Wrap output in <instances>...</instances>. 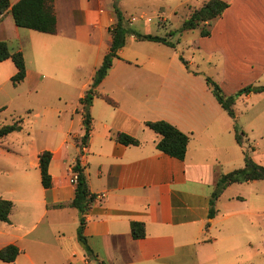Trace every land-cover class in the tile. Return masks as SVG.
Returning a JSON list of instances; mask_svg holds the SVG:
<instances>
[{
    "label": "crops",
    "instance_id": "1",
    "mask_svg": "<svg viewBox=\"0 0 264 264\" xmlns=\"http://www.w3.org/2000/svg\"><path fill=\"white\" fill-rule=\"evenodd\" d=\"M19 1L9 0V9L0 16V41L23 53L27 74L14 86L15 64L11 59L0 63V113L21 98L20 87L71 92L62 105L42 106L45 125L56 124L57 130L48 126L49 133L40 146L25 144L16 152L21 157L16 174L12 169L4 174L10 180L9 192L14 197L9 199L14 206L10 222L0 220L7 225L0 230V237L8 239L0 249L14 244L23 252L14 263L0 260L2 264H241L244 259H234L233 251L242 244L241 232L254 228L251 223L234 227L235 222L243 224L247 214L240 207L234 209V203H244L245 199L240 194L226 195L235 185L259 181L228 186L216 201L215 216L210 217L213 191L219 176L229 173L223 172L222 166L236 157L235 145L244 160L247 134L241 130L245 143L239 145L235 137L237 113L235 119L230 117L208 88L204 75L191 67L199 75L186 69L193 82L182 83L175 82L171 69L155 63L154 57L152 66L137 65V57L125 52L129 43L137 42L131 36L96 89L116 106L94 97L91 132L87 143L79 146L77 140L85 133L80 99L91 88L95 72L109 52L110 29L116 21L114 6L108 3L106 8L103 0H53L57 33L45 34L15 24L11 9ZM186 1L201 2L193 7L197 9L209 0ZM227 1L228 9L212 22L211 35L204 38L213 41L212 53L225 60L229 79L239 83L229 92L218 79L225 95L230 96L247 86H264V0ZM72 50L85 53L79 56ZM256 90L239 99L250 100L257 94L264 97V92ZM158 120L190 136L184 160L157 149L161 137L145 123ZM119 133L136 138L140 145L119 143ZM43 151L53 154L50 189L41 183L39 154ZM12 154L11 149L0 150L2 156ZM78 158L85 167L90 192L97 195L85 215L88 249L78 240L79 212L71 207L76 186L70 180L76 174L73 166ZM252 158L264 166L262 158ZM253 190L256 206L245 208L263 216L264 195ZM18 204L28 213L14 221ZM222 210L225 215L220 218ZM221 219L227 222L223 236L207 238L212 225ZM132 222L144 224L143 238H133ZM218 244L226 254L216 253Z\"/></svg>",
    "mask_w": 264,
    "mask_h": 264
},
{
    "label": "rangeland",
    "instance_id": "2",
    "mask_svg": "<svg viewBox=\"0 0 264 264\" xmlns=\"http://www.w3.org/2000/svg\"><path fill=\"white\" fill-rule=\"evenodd\" d=\"M104 6L107 8L108 3L113 4L117 1V6L122 12L124 18L130 22V28L136 32L147 35H155L160 37H167L176 43L175 48L167 47L161 44L138 41L129 43L125 52H128L130 57H137L139 66H152L151 57L157 64L167 65L174 75L175 82L190 83L193 82L188 71L180 60L182 56L186 59L191 69H194L202 75L209 76L214 80L221 81L226 87L227 91H233L238 82L230 80V73H227L226 62L219 58L218 53H212L214 48L213 41L206 40L200 35L201 29H196L189 32H181V28L185 20H187L194 8L200 5L201 2L188 3L186 0H103ZM193 5V6H191ZM137 21L132 22V19ZM205 28L211 29L208 25ZM170 33H173L170 36ZM132 35L128 36L131 37ZM127 37V38H128ZM210 39V38H209ZM131 40H129L130 42ZM28 52L31 50V45H28ZM81 51V52H80ZM72 50L79 56L84 50ZM69 52V51H67ZM202 78V77H201ZM203 80V79H202ZM21 92L19 99L13 101L5 111L0 113V127L7 124H12L15 119L20 117L23 119L22 131L13 133L6 141L0 143V150L11 149L13 154L11 156L0 155V196L5 199L14 197L9 192L10 180L6 179L5 173H9L12 169L13 174H16V168L20 164V154H16L22 149L25 144L33 142L36 145H41L43 139L46 138L50 124L45 125L43 121V109L45 104H64L67 100V95L70 90H57V88H47L46 90L29 91L26 87H20ZM61 97V100H60ZM264 97L260 94L254 95L250 100L239 99L236 102L237 113V127L247 134L246 146L250 150L251 157L255 156L258 159L262 158L264 161ZM28 111H31L30 114ZM17 121V120H16ZM46 127V128H45ZM52 131L57 130V125L50 126ZM234 140V137H232ZM235 144V143H234ZM236 157L228 160L222 166L223 172H231L235 169L241 168L244 165L243 155L238 145H235ZM6 171V172H5ZM259 191L264 195V181H259L254 185H235L232 190L227 193L230 195H243L245 202H235L236 208H242L247 214L242 222H235L234 227L244 226L245 224H252L253 230L240 234L242 244L233 251L234 259L241 257L244 261L241 264H264V215L257 216L252 209L247 210V206H256V198L254 192ZM10 200V199H9ZM239 210V209H238ZM28 210L22 205L18 204L14 211L13 220L18 221L25 218ZM224 210L220 218H223ZM256 213V212H255ZM227 222L221 219L218 223L212 225L208 237L217 235L219 239L223 236V230ZM7 225L0 221V230ZM233 226V225H231ZM246 227V226H244ZM250 228V227H249ZM40 233V229L35 235ZM212 235V236H210ZM220 235V236H219ZM7 238L0 237V244L7 241ZM250 241V244H247ZM216 253L219 256L226 254L218 244L215 247ZM56 260V258L51 257ZM246 261V262H245ZM0 264L2 262L0 261Z\"/></svg>",
    "mask_w": 264,
    "mask_h": 264
},
{
    "label": "trees",
    "instance_id": "3",
    "mask_svg": "<svg viewBox=\"0 0 264 264\" xmlns=\"http://www.w3.org/2000/svg\"><path fill=\"white\" fill-rule=\"evenodd\" d=\"M10 7L9 0H0V16H2ZM229 2L227 0H209L201 7L194 9L190 17L185 20L182 25L181 32H189L196 29H201L200 35L202 37H209L211 29L205 28V25L212 26V22L223 15L228 9ZM114 11L116 21L110 33L112 35V42L109 52L104 57L102 64L96 70L91 84V88L87 91L84 98L80 99V104L83 109V126L85 133L80 140H77L79 146H84L89 138L91 132L92 117L90 114V107L95 96L102 97L109 104L116 106V103L106 95H100L96 92L97 87L107 76L109 70L113 66L115 59L119 58L118 52L126 45L127 37L132 35L138 41H149L160 43L171 48L176 47V43L167 37H160L155 35H147L134 32L129 23L123 16L122 12L117 6V1L114 2ZM14 22L18 27L31 29L45 34L57 33V16L54 9L53 0H20L11 9ZM173 33H170L172 36ZM11 59L17 68L16 74L12 77L14 86L22 83L27 74L26 62L21 51H13L7 42L0 41V63ZM181 62L185 68L195 74L199 73L190 69L189 63L182 56ZM204 80L214 95L217 102L233 119L236 118L235 105L237 100L245 95L253 92L252 86H247L240 89L233 95L227 96L223 92L220 84L209 76L204 75ZM256 92H264V86L259 87ZM2 109H0L1 111ZM23 119L19 118L12 124L3 125L0 127V140L9 136L12 133L20 132L22 130ZM145 125L160 135L161 139L157 142V149L171 157L179 160H184L187 154L190 136L180 131L173 124L164 121H147ZM235 137L239 145L243 146L245 143V133L235 127ZM117 141L124 145H140V141L136 138L119 133L116 137ZM244 167L236 169L227 174L219 176L215 189L211 198L210 217L213 218L216 213L215 204L217 199L222 195L225 189L233 184L245 183L252 181L264 180V166L256 163L250 155L248 147L244 149ZM53 154L50 151H43L39 154V167L41 172V183L45 189L52 187V176L49 172L50 163ZM73 171L77 174V184L75 188V198L71 203V207L79 212V228L78 240L88 249L87 239L84 235L86 226L85 215L89 211L91 204L97 198V195L92 194L88 185V178L85 167L81 165L80 158H78L73 166ZM14 203L11 200H6L0 197V220L3 222H10V214ZM132 236L135 239H141L145 236V226L140 222L131 223ZM23 251L16 245L10 244L0 249V260L5 263H14L17 257Z\"/></svg>",
    "mask_w": 264,
    "mask_h": 264
},
{
    "label": "built area",
    "instance_id": "4",
    "mask_svg": "<svg viewBox=\"0 0 264 264\" xmlns=\"http://www.w3.org/2000/svg\"><path fill=\"white\" fill-rule=\"evenodd\" d=\"M71 183L74 184L76 186L77 184V174H75L72 178H71ZM97 199V198H96Z\"/></svg>",
    "mask_w": 264,
    "mask_h": 264
},
{
    "label": "water",
    "instance_id": "5",
    "mask_svg": "<svg viewBox=\"0 0 264 264\" xmlns=\"http://www.w3.org/2000/svg\"><path fill=\"white\" fill-rule=\"evenodd\" d=\"M257 89V87H253V91H255Z\"/></svg>",
    "mask_w": 264,
    "mask_h": 264
}]
</instances>
